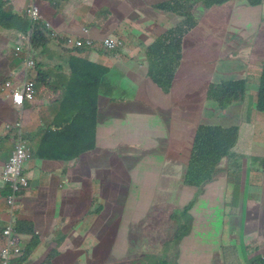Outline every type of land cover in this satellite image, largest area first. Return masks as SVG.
Segmentation results:
<instances>
[{
	"label": "rangeland",
	"instance_id": "1",
	"mask_svg": "<svg viewBox=\"0 0 264 264\" xmlns=\"http://www.w3.org/2000/svg\"><path fill=\"white\" fill-rule=\"evenodd\" d=\"M12 1L16 13L18 12L20 14H25L26 5L22 7V1ZM123 1L126 2L123 4L124 6L122 5L121 0L114 2V6H116V14L118 16L115 19V26L118 24L116 31L128 23H130L131 31V21H137L141 19L138 14L142 17L154 19L156 21V25L152 26L151 33L146 29L145 26L139 25V29H136L137 33L133 41L138 45H133L135 49H131V56L130 51L124 48L125 41L119 40L115 41L112 47H100V45L97 44L94 50L97 51L98 55L93 54L92 58L94 61H100V58L107 61L111 60L114 62V65L117 67V69L124 70L127 66L131 68V82L124 84L123 87L131 89V98H142L144 105L142 102H139V104L146 106L144 109L137 110L134 114L132 112L136 109H131V112L129 111L131 113L132 122L137 124L142 122L146 127H149L150 123H158V125L154 124L151 127L153 135H157L161 141H164L166 138L170 142H167L164 146L157 145L155 153L149 155L144 161L139 162L138 157L132 162L131 159H129L127 163H125L123 160L122 166L117 170L122 172L116 177L123 183L126 190L120 193V197L110 199L108 202H104L103 208L104 212L112 213L114 215V220L116 218L117 230L115 231V234L116 236L122 235L120 238L121 240L124 239L123 234H129L131 236V230L138 232V230H135V224L141 219H146L145 223L150 222V219H152V222L156 223L164 222V227L162 228L163 230H161L159 226L152 225V231L150 232L149 237L151 239L156 238L159 242V246L161 247V244L166 241L164 229H166L167 232H172V227L174 224L186 226L185 220L187 218L190 221L189 227L192 225V217L187 213V211L190 210L195 204L186 211L187 216L183 217H181V215H173L170 217L167 215L169 212H167L165 215L160 214L159 212L157 214L151 215L150 210L151 208H154L158 211L162 208H165L168 211L179 209L180 206L177 204L174 198L175 193L178 191L177 186L180 184L182 185L181 190H183L184 197L189 201L187 204H185V206H187L193 199V188L184 183V177L191 155L193 139L198 131L196 126L199 123H207L229 128L239 125L240 122L241 105L234 103L235 108L233 107L227 112H222V110L218 108L216 102L210 101V105H205V88H207L208 85L212 86L213 83L214 85L219 84L220 82L226 81V79L232 78L234 76L236 78L246 80V83L248 84V98L254 97V99H256V87L258 84L256 81L259 79L261 71L260 64L264 59V1L256 7L247 5L244 2L245 0H233L221 6H212L210 8H205L203 6L204 4L201 2H196L195 4L191 5L187 11L188 15L193 13L198 21L194 23L195 28L191 33V37H184L183 41L181 42L179 56L182 58V63L180 69L183 68L184 72L179 69V71L176 73L174 81H171L165 85L167 88L171 87V94L169 97V92H167L166 89H163L162 86L158 87V83L154 82V78L151 79L152 73H150V76L146 75L149 65L148 67L140 68V65L135 63L138 62L135 59L140 58L141 56L140 53L136 51H140L138 49L144 50L148 44L156 43L159 39H161L162 36L166 34L167 30H169L162 28L163 26H170L166 22L167 20L172 22L171 16H174V18L181 21L186 20L188 16L185 17L180 14L177 16L168 12H165V15L164 13L156 11L157 9L155 10V5H145V2L147 1L151 3H158L168 0H137L140 4L139 6L132 4L135 0ZM49 3H46L43 0L40 1L41 11L45 16V19L50 22L53 20V18L55 19L53 22H51V26L49 27V30L54 33L52 36L59 37L61 35L70 38L74 42L70 45V47H73L76 38L71 34H67L65 30H62L61 24L72 25L73 23L71 18L80 15L83 17L84 23H86L83 25V27H86L87 23H93L90 28H86L90 29L86 37V41H90L95 45L96 43L102 41L103 35L101 37L95 35V31L98 29V26L96 23H94L97 21L96 18L100 17L101 15L97 14L95 17L93 16L94 13L98 12V10H89L90 0H51V3ZM106 10L108 9L106 8ZM69 15H72V17L68 18ZM89 18L94 19V22H91ZM102 21L105 26L109 27V31L105 30V33L111 34L113 29L110 21L108 22L104 18ZM75 22L76 21L74 20V23ZM92 31L95 33H92ZM116 31H114V34H116ZM118 34L120 39H124L125 36L130 33L128 32V34H126L123 31ZM10 37L14 38V41L16 42L8 40L9 46L7 52H9L10 55H13L12 59L16 62H18V58L22 59L23 64L20 66H22L24 71V53L19 52L20 56H15L13 52L17 42L21 43L23 41L24 34L18 33L17 31H12ZM47 50L49 52H53L55 50L56 52L61 53L62 46H60L58 43H53L52 46ZM100 50L102 51L100 52ZM128 54L131 57L129 60ZM62 56L65 58L66 54L63 53ZM41 60H46L51 65H54L60 61V58L57 55L53 58L43 56L41 57ZM65 61H68V58H66ZM88 68L89 67H86L85 70ZM219 68L223 69L217 71L215 74V71ZM42 70L47 73V76H54V78L56 73L59 72L56 68L54 70L50 68H43ZM65 70L67 75L65 76L66 80L63 85H68L71 81H73V73L68 69ZM152 70L156 72L157 68L152 67L151 72ZM77 76H81V74L77 73ZM34 77L36 78V75H31L29 78L34 79ZM119 81L120 79L118 77L116 82ZM191 83L194 84L195 95L191 94ZM154 89L156 90V95H151L153 94ZM35 90V99L29 101L26 105L27 110H30L28 106H31V109L36 111L31 117V122L34 124L33 129L37 127L36 124L38 122L41 125H45L46 128L52 129L53 125L49 124L51 121L50 118L62 112L61 98L58 94L55 96L51 89L39 83L36 84ZM101 90L105 93L103 88ZM196 90H198V92H196ZM62 93L65 95V92L62 91ZM6 95L7 94L5 92L0 90V113L3 112L1 110L2 101L4 99L8 101ZM57 98V108L55 111H51V106L56 104L57 101L55 100H57ZM110 99L106 97L105 101L108 100L109 102ZM108 102L106 103L107 105ZM130 103L135 104V102L132 101ZM101 104L104 106L102 102ZM164 104H169V106L164 109L162 107ZM151 105L156 106L157 108L151 109ZM121 106L123 109H125L130 105ZM7 110L8 108L6 107L4 111ZM151 111H153V114L148 116L147 112ZM68 116L71 117L69 114ZM141 117L144 118L140 119ZM42 120H44V123H41ZM22 121V118L18 119L19 123ZM250 124L252 125L253 131L247 126ZM40 128L42 127L40 126ZM6 130L7 129H5V132H7ZM27 130V128L22 129L25 135H27ZM103 130L104 128L101 129V132H103ZM171 130L174 132H170ZM37 131L41 132L39 128H37ZM245 131L246 133L243 132L244 135L240 136L238 141L239 152L235 153V155L229 159L227 157L221 158L216 164L215 169L217 170V173L214 176L215 178L219 176L224 177L229 172V169L233 166L237 168L242 167V169H245L250 163H252L259 168V161L251 162L248 160V158L251 156H256L259 157V159L264 160V115L256 113L252 120L245 125ZM171 136H186V142H175V139L172 140ZM26 138L28 137L26 136ZM175 138L178 140V137ZM15 140V136L13 137L12 135L9 139H3V137L0 139V159L4 160L8 153L12 151L15 145ZM170 148L173 149H171L170 152H166ZM175 148L178 150L177 155ZM9 162L10 160H8L0 169V185H3V187L8 189V194L6 196V208L3 211H0V230L5 231V229L11 227L13 232L21 240L23 254L20 256H13L12 259L13 264H16V261L22 259L21 257L25 255L26 251V242L23 239L24 236H22L16 228L17 222H22L18 220V209L20 202L22 201V196L29 191L21 190L19 185L16 186L13 198L16 202H18V204H15V211L11 214L8 211L7 206V198L12 194L13 190L11 185L12 183L9 182V178L17 172V167L15 165L6 167ZM94 163L96 165L105 167L101 160H98L95 157ZM119 163V161H115V165ZM165 163L167 164V168L164 172L159 170L150 171L151 169L155 168H163ZM28 164L29 163L25 165V168H27ZM124 165L130 167L125 169ZM144 169L148 170V174L143 178L141 177V174L144 172ZM5 170L8 174L3 176ZM55 178L56 179H54V182H61V178ZM142 179L146 186V195L143 200L138 197L137 193V190L142 183ZM24 180L25 183H22L21 181L18 182L25 186L29 183V181L26 176L24 177ZM37 181L41 182V187L38 190L46 189V184L49 181V177L47 175L39 176ZM256 183L260 182L256 181ZM213 185L214 184L212 181L207 182L202 186V189L205 190L209 186ZM63 186L64 184L61 182L58 187L62 188ZM15 192L19 196L18 198L14 197ZM148 194L150 197L149 201H151V208L149 211L146 206ZM180 208V210H183L182 207ZM118 212L119 214L115 215V213ZM239 216L240 215L237 211L234 215H232V219L236 221L239 219ZM226 220L227 222L229 221L227 218ZM124 244L129 245V247H127L125 250H120L121 255L118 258H115L118 262L117 264H143L145 261V256L149 253V249L139 245L135 247L131 246V244L136 245L134 241L132 243L129 241ZM4 246L5 241H3L2 245L0 243V251L3 248L4 250L9 248L8 246ZM168 252L169 248L164 246V253H161L162 258H158V255L151 256L148 257L146 263L157 264V261H162L163 256L167 261H171L173 257L166 256ZM95 256L96 255L93 257L95 258ZM93 257H90V260H87L86 262L89 261V264H92L94 260ZM72 264L86 263L84 259H79L74 260Z\"/></svg>",
	"mask_w": 264,
	"mask_h": 264
},
{
	"label": "crops",
	"instance_id": "2",
	"mask_svg": "<svg viewBox=\"0 0 264 264\" xmlns=\"http://www.w3.org/2000/svg\"><path fill=\"white\" fill-rule=\"evenodd\" d=\"M16 1H22V7L25 5L27 7L30 0ZM93 2L94 0H90L89 8L93 5ZM95 4L98 3L95 2ZM132 4L135 6L140 5L137 0ZM101 5H104V0H101ZM112 16L114 17V15ZM54 20L53 18L51 22ZM47 22L51 23L50 21ZM82 22L83 20L73 19L72 25L61 24V29L74 36L83 35L81 25L76 24ZM95 32L98 37L103 35L98 29ZM95 32L92 31V33ZM8 40V37L0 36V85L8 80V77H11L12 74H17L18 71L22 70V67L18 66V63L12 59L13 55L7 52ZM65 54L63 64L56 66L59 72L56 73L55 78L54 76H47L50 80L43 86L49 88V86L55 85L56 88H62L67 75L65 69L73 73V82L76 86H79L81 76H77L79 70L75 71L74 67H77L78 62L85 58L87 54L84 51L78 54L76 52H65ZM93 54L98 55L97 51L94 50L84 66L97 67L100 71L117 68L111 60L107 61L99 57L100 61H94ZM66 58H68V61H65ZM19 79L20 77L17 81ZM122 84L124 85V83ZM123 85L119 91L122 98L126 99L127 95L131 98V89H124L126 87H123ZM0 89L3 91L2 88ZM115 90L104 93L98 89V91H89V95L80 93V96L75 99L76 104H83L82 97L85 99L98 97V118L100 120L97 126L98 141L87 158L83 155L80 157L77 155L80 148L78 145L75 144L70 148L67 142L50 134L48 129L42 130V128H46L45 125L38 122L37 127L33 129L34 124L31 122V117L36 111L31 109V106H28L30 110L25 108L20 116L16 111H13V107L6 104V99L2 101L1 110L3 112L0 113V135L3 136L5 132L3 127L5 123H14L16 119L22 117L28 129L27 135L23 132L24 139L28 147L34 151V157L32 155V159L25 170L29 181V187L25 186V188L29 192L21 198L18 220L30 221L34 224L40 243L32 254L26 252L24 258H19L20 260H17L16 264H48L47 259L51 253L55 254L51 264H72L74 260L79 259H84L85 263L89 264V261H86L94 255L96 256L93 257L92 264H117L115 258L121 255L120 250L129 247V245L124 244L129 241L131 243L134 241L136 244H131V246L139 245L149 249L143 264H147L148 257L160 256L161 253H164V246L169 248L166 256L173 257L171 262L174 261V264H264V173L257 174V176L243 175V181L239 176L237 179L241 185L236 187L227 175L214 178L212 181L214 185L205 189L198 197L195 205L190 210H186L192 217V225L187 230L183 228L180 233L177 232L179 227L175 224L172 227V232H167L164 229L166 241L161 244V247L156 238L151 239L149 237L152 225L159 226L163 230L164 222L156 223L152 222V219L147 223H145L146 219L139 220L135 224V230H138V232L131 230V236L123 234V240L120 239L122 235L116 236L117 220L116 218L114 220L112 213L104 212L103 204L110 199L120 197V193L126 190L123 183L116 177L122 171L117 170L122 166L123 160L127 163L129 159L132 162L138 157L139 162L144 161L149 155L155 153L157 145L164 146L170 141L166 138L161 141L157 135H153L151 127L154 124L158 125V123H150L149 127H146L142 122H139V124L132 122L129 111L136 109L132 112L134 114L137 110L146 107L143 106L142 98H131L126 103H108L107 105L108 100L105 101V98L110 99L114 96V94H111ZM155 91L154 89L151 95H156ZM56 94L63 101L64 94L61 95L60 92ZM56 94L55 96H57ZM56 101V104L51 106V111L56 110L58 98ZM131 101L135 104L130 103ZM139 102H142L143 105H140ZM121 105L130 106L123 109ZM168 106L169 104H164L162 107L165 109ZM6 107L8 110L4 111ZM153 108L157 107L151 105V109ZM152 114L153 111L147 112L148 116ZM75 115L80 116V113L75 112ZM61 116L69 117L67 113L62 111L50 118V124L55 123ZM103 118L107 119L111 127L121 125L123 129L120 132L123 138L128 141L131 140V144L122 145L119 140L107 135L108 132L102 133L101 121ZM41 123H44V120ZM37 128L41 132L37 131ZM170 132L174 131L171 130ZM65 136L70 137L68 132L65 133ZM175 137H178V140ZM171 139H175V142L178 141L179 143L186 142V136H171ZM70 141H74L73 137L70 138ZM13 149L4 160L0 159V169L9 160ZM171 149L173 148L168 149L166 152H170ZM66 154H68V157H66L68 159H62ZM177 154L178 150L176 149ZM49 157L52 160H44ZM94 157L101 160L105 167L96 165ZM250 159H256V156H251ZM115 161L120 163L115 165ZM251 166L249 164L245 169L252 172ZM124 167L128 169L130 166L124 165ZM166 168L167 164L165 163L163 168H155L150 171L159 170L164 172ZM147 174L148 170L144 169L141 177L144 178ZM43 175H47L49 181L46 184V189L38 190L41 187V182L37 180L39 176ZM55 177L61 178V182L64 184L62 188L58 187L61 182H54ZM256 181L260 183H256ZM181 186V184L177 186L178 191L175 193L174 200L183 209L189 201L184 197ZM193 191L195 196L196 188H193ZM137 193L141 200L145 198L146 186L143 179ZM7 194L8 189L0 185V211L6 208ZM149 199L148 194L146 200L148 211L151 208ZM180 207L179 209H181ZM237 211L240 216L238 220L234 221L232 215ZM158 212L163 215L169 212L168 216L173 214L172 210L168 211L165 208L159 211L150 210L151 215ZM118 214L119 212L115 213V215ZM226 218L229 220L228 222ZM181 235L182 237L177 240ZM23 239L27 248L29 239L27 237H23ZM170 242L174 244L172 245Z\"/></svg>",
	"mask_w": 264,
	"mask_h": 264
},
{
	"label": "trees",
	"instance_id": "3",
	"mask_svg": "<svg viewBox=\"0 0 264 264\" xmlns=\"http://www.w3.org/2000/svg\"><path fill=\"white\" fill-rule=\"evenodd\" d=\"M48 1V0H44ZM64 1V0H63ZM105 1V0H104ZM123 0H121L122 2ZM233 0H168L165 2H158V3H151V2H145V5H155V10H161V11H173L174 13H179L183 16H188V9L190 8V4H195L196 2L203 3L205 8H210L212 6H221L223 4H226ZM97 2L98 4H95ZM247 5L251 7H256L261 4L262 0H245L244 1ZM101 0H94L93 5L89 8L90 10L100 9L101 7ZM80 16V15H79ZM179 16V15H178ZM72 15H69L68 18H71ZM73 19H80L78 18H71ZM70 20V21H71ZM32 22H34L32 24ZM79 24V23H76ZM134 25V24H133ZM133 25L131 26V29L133 28ZM48 22L46 19H37L33 20L31 17L25 14L16 13L15 7L12 0H0V36H6L9 40L12 42L14 41V38H11V32L17 31L18 33L22 34H32V46L35 51V55H39L44 53L48 48L52 46L54 41L60 40L62 44L67 39H62L61 36H52L54 33H52L48 29ZM116 31V30H115ZM125 32L128 34L130 33V23L124 25L122 28H119L116 31V34L112 32L114 36H119L118 33ZM174 38L176 39L174 41ZM173 33H169L165 38L159 39L160 43V55L163 59V57L166 58L165 64H172V59H179L180 55V39H177V36H174ZM129 39V37H127ZM53 42V43H52ZM97 44L100 45V47L104 46V41L102 40L99 43H96L93 47L86 44L87 47H83L81 49L77 50H83L87 56L83 59H81L78 62V66L74 67V70H79V73L81 74V80L78 83L79 86H76L73 81H71L68 85H63L62 88H56V86H49L52 92L54 94L60 92L62 95V91L65 92L64 99L61 101V109L63 113L69 114L71 117H59L58 120L53 123V128H42L43 130L48 129V132L52 135L57 136L60 140H63L67 142L68 146L72 148L75 144L78 145L80 148L77 151V155L85 156L89 153L90 150L94 149L96 146L95 143V137L97 136V126L99 124V118H98V97L95 96L94 98H88L85 99L82 97L83 104H76L75 99L80 96V93H86V95H89V91H98V89H104L105 93H109L110 91L115 90L111 95L114 94V96L111 97L109 100V104H119V103H126L129 99V96L127 95L126 99H123L121 96V92L119 91L122 89V83L128 84L131 82V74L129 72L131 71V68L127 66L124 70L121 69H110V70H99L97 67H90L87 70L86 66H84V63L89 58V55L94 52L95 47ZM133 45H138L136 42H132ZM91 48V49H90ZM128 49H131V46L128 45ZM96 51V50H95ZM102 50H100L101 52ZM158 54L152 53L149 54V57L153 56H160ZM18 66L22 65V59L18 58ZM261 71L260 76L257 84V94L256 99L248 98L245 94V84L246 80H241L239 82H231L222 85L221 83L210 86V90L216 91L220 89V92H212L209 93V95L205 98V105L209 104L210 101L216 102L219 109L222 110V112H227L228 110L232 109L234 106V103H238L241 105L240 111V122L239 125H235L229 128H223L219 125H205L201 124L199 125L198 131L193 139L192 144V150L189 162L186 167V173H185V179L184 183L186 185L191 186V188H196V194L191 200V202L183 208V210L174 209L173 214L170 215H181L187 216L186 210L191 208L192 205H194L198 199V197L203 193L202 189L203 185L207 182H211L214 180V176L217 173V170L215 169L216 164L219 162L221 157L226 156L228 159L231 158L235 153L239 152V146L238 141L240 136L244 135L246 133L245 131V125L249 123L254 115L256 113H260L264 115V59L261 62ZM22 67V66H20ZM160 68L163 66H159ZM40 65H38V68L36 70L39 71L38 75L37 72L34 69L27 68L25 66V69L23 71L20 70L17 72L18 76L20 78H27L31 75H36V83H39L41 85H44L47 83L50 79L47 77L45 73L39 70ZM163 69L167 70L165 67ZM167 72H170V70H167ZM85 74V78H84ZM119 77L120 81L116 82L117 78ZM163 72L161 71V74L154 78V81L156 83H161L163 80ZM123 81V82H122ZM169 83V82H168ZM167 83V84H168ZM166 82L163 83L162 87L163 89H166L167 92L170 91V88H167L165 85H167ZM127 90H130L128 88H124ZM96 93V92H95ZM119 93V94H118ZM56 101V100H55ZM28 103H26L27 105ZM25 105V108H26ZM210 105V104H209ZM75 112L80 113V116L75 115ZM130 113V112H129ZM131 114V113H130ZM50 124V123H49ZM251 125V124H250ZM247 125L252 131V125ZM25 126V124H24ZM4 127V125H3ZM27 126L24 127L26 129ZM55 129V130H54ZM123 127L119 125L118 127H114V125L111 127L108 126V134L114 139H117L121 142L122 145L131 144V140H125L123 138V135L121 134L120 130H122ZM0 137L2 136L3 139H9L11 135L16 139L19 138V134H17L16 131L18 129L16 127H10L6 130ZM68 132L70 137L65 136V133ZM244 132V133H243ZM1 137V139H2ZM73 137L74 141H70V138ZM31 154L34 157V151L31 148ZM68 154L65 155L62 159H68ZM11 158V156H10ZM9 158V159H10ZM251 162L259 161V168L250 163L252 166V172L249 171V169H242L237 168L235 166L231 167L229 169V172L227 173V176L229 177V180L234 185V187L241 185L238 181V177L240 176L243 178V175L251 174V175H257L264 173V160L259 159V157H256V159H250ZM24 175V171L22 173V176ZM19 196L16 195V198ZM18 204V202H16ZM156 209L151 208V211H155ZM190 221L187 218L185 220V225H178V233H180L183 228L188 229ZM16 228L18 232L24 236L29 238V246L26 248V252L29 254H32L37 246L40 243L39 237L36 233V229L34 227V224L30 221H22L17 222ZM182 237L179 236L177 240H179ZM5 237L3 236V230H0V243L2 244L3 241H5ZM172 245L173 242H170ZM28 254V256H29ZM24 258V257H22ZM55 254H50L47 261L48 264L52 263V260H54ZM158 258H162V254L158 256ZM173 263L174 261H167L165 257L163 256L162 261H157V264H168Z\"/></svg>",
	"mask_w": 264,
	"mask_h": 264
},
{
	"label": "clouds",
	"instance_id": "4",
	"mask_svg": "<svg viewBox=\"0 0 264 264\" xmlns=\"http://www.w3.org/2000/svg\"><path fill=\"white\" fill-rule=\"evenodd\" d=\"M40 1H42V0H30L28 6L26 7V12L25 13H27V11H28V9H29L31 4L32 5L36 4L37 6H39L40 7V11H41ZM116 1H120V0H105L104 1V5L101 6L100 9H97L98 12L94 13V15H93L94 17L97 14L101 15L100 17L96 18L97 21L94 22V19H90V18L89 19L91 20V22L96 23V25L98 26V30H100L102 33H104L103 37H102V40L104 41V46L105 47H106L105 42H106L107 39H111V41L113 43L115 41L123 40V41H125V47L124 48L129 50L128 49V45H130L131 49L133 50L135 48H134L133 44H131V43L134 41L135 35L137 33L136 29H139V25L145 26L146 29L151 33L152 32V26L156 25V21L154 19L149 18V17L146 18V17H142V16L139 15V17H141V19H139L137 21H133V20L131 21V26L134 24L133 28L131 29L130 34L126 35L124 39H120L119 36H114L112 34V32H111V34L105 33L106 29H107V31H109V27L105 26V24L102 21L103 18L106 19L108 22L110 21V23L112 24L113 32L116 30V28L118 26V24H116V26H115V22H116L115 19H116V17H118L117 14H116V10H115L116 6H114V2H116ZM263 1L264 0H262V2ZM44 2H46V3L50 2L51 3V0L44 1ZM121 3L125 4L126 2L122 1ZM192 4H190V7H191ZM106 8L108 10H106ZM95 10H93V11H95ZM156 11H159V12L164 13V14H165V12H168V13H171L172 15H177V16L179 15V13H174L173 11H161V10H156ZM27 15H28V13H27ZM112 15H114V17ZM78 17H80L79 20H83L82 16H79V15L74 16V18H78ZM185 17H187V16H185ZM32 19L33 20H37V19H34V18H32ZM38 19H45V16L42 14V11H41V17L38 18ZM171 20H172V22L169 21V20L166 22V23H168L170 25L169 27L163 26L162 29H169V30H167L166 34L163 35L162 38H165L169 33H173V38H174V36H177V39H180V48H181V42L183 41L184 37H187V38L191 37V33L193 32V30L195 28L194 23L197 22L198 19L194 16L193 13L192 14L190 13L188 15L187 19L184 20V21L177 20L176 18H174V16L173 17L171 16ZM137 22H139V23H137ZM33 23L34 22H32V24ZM48 24H49V26H48V29H49V27L51 26V23H48ZM79 24L81 25V29L83 31L82 32L83 35H79V36L72 35V36H74L76 38V41L80 40V41L83 42V45H81V46H78L76 41H75L74 46L70 47V45L74 43L73 40H71L70 38H68L66 36H61L60 35L62 39H64V38L67 39L65 42H63L64 44H62L60 40L54 41V43H58L60 46H62V52L61 53H58L55 50L53 52H49L48 50H46L42 54L35 55V51H34L33 46H32V43H33L32 42V34H27V35L24 34L23 41L21 43L17 42V44L14 47V50H13L14 55L15 56H20L19 52H23L24 55H25V58H24L25 66L27 68H30V69H34L35 68V71L37 72V75L39 73V71L36 70V68H38V65H40L39 70L42 71L43 73H45V71L42 70L43 68L44 69L50 68V69L54 70L56 68V66H60V65L63 64V62H64V57L62 56L63 53H65V52L75 53L76 52L78 54L80 52H83V50H77V49H81L83 47H87L86 46V37H87L88 32L90 31V29H86V28H90L93 23L92 24L87 23L86 27H83V25L86 24V23H84V21L82 23H79ZM101 26H102V28L99 29V27H101ZM87 30H88V32H86ZM127 37H129V39H127ZM175 40L176 39L174 38V41ZM94 45L95 44H92L91 47H93ZM131 49L129 50L130 51V56H131ZM138 50H140V51H136V52H139L141 56H140V58L135 59L136 61H138V62H135V63L140 65V68L148 67V65H149V68H147V71H146V75L147 76H150V73H152V75H151V79H152V78L158 77L161 74V71L163 72L164 77H163L162 82L158 83V87L162 86L163 83H165V82L167 84L168 82L174 81V79L176 77V73H177V71H179L181 63H182V58L180 56H179V59H172V62H173L172 64H165L166 58L163 57V59H162V57L160 55V43H159V41H157L156 43L148 44L144 50L143 49H138ZM132 52H135V51H132ZM152 53L158 54L160 56L149 57V54H152ZM120 54H122V53H120ZM56 55L59 56L60 61L58 63L54 64V65H51L46 60L45 61L41 60V57H43V56H48L49 58H53ZM130 56L128 54V60L131 59ZM126 58H127V56H126ZM159 66L165 67L167 70H170V72H167V70L163 69V67L160 68ZM152 67H156L157 71L155 72L154 70H152V72H151V68ZM221 69H223V68L217 69L215 71V74H216L217 71H219ZM180 70H182L184 72L183 68H181ZM135 72H136V70H135ZM212 73H213V70H212ZM45 74H47V73H45ZM129 74H131V71L129 72ZM18 78H19L18 74H12L11 77H8V80H6L4 83H2L0 85V88H2L3 91L7 94L6 98H8V101L6 103L8 105H10L11 107H13L15 109V110L13 109V111H16L21 116L22 113L24 112L25 105L28 102L25 101V99H22L21 102H19V103L15 102L14 99H13V97H14V92L13 91L15 90V88H17L18 86L22 85V83L25 82V81L33 82L35 84V88H36V84L37 83H36V79H31L29 77L20 78L19 81H17ZM241 80H244V79H239V78H236V77L233 76L232 78L226 79V81H223V82H220V83L222 85H224V84L229 83V81H231V82H236V81L239 82ZM8 82L12 83V85H13L12 88L7 86ZM256 82H258V81H256ZM247 88H248V84L246 83L245 84V94H246V96H248ZM256 89H257V87H256ZM196 92H198V90H196ZM212 92H214V93L220 92V89H218L216 91H212V90H210V86L208 85L207 88H205V98L209 95V93H212ZM170 94H171V87H170V91H169V95L168 96H170ZM191 94H194V84L193 83H191ZM252 98L254 99V97H252ZM20 118H22V117H20ZM20 118H18V119H20ZM18 119H16L14 123H5L4 124V129H8L10 127H16L18 129V127H17V124L19 123ZM20 124H22V129H23L24 128V122L22 121ZM201 124L211 125V124H207V123H199L196 126V128L199 125H201ZM213 125H215V124H213ZM108 126H109V122L105 118H103L102 121H101V129L104 128L102 133H107ZM17 132L19 134V131H17ZM21 132H22L21 139H22L23 143H25V145H26L27 152L30 154V157H31L30 160H31L32 159L31 150L28 147L26 140L24 139L23 131H21ZM17 140L18 139H16L15 141L17 142ZM97 141H98V137L96 136L95 137V143ZM14 149H15V147H14ZM14 149H13L11 157L14 154V151H15ZM92 150H90L89 153H91ZM88 154L85 155L86 158H87ZM224 157H226V156H223L221 158H224ZM44 160H52V158L49 157V158L44 159ZM25 170H26V168H25ZM25 170H24L23 178L26 176ZM18 185L21 187V190H26L29 187V183L27 185H25V186H27V188H25V186L23 184H21V183H18ZM3 234H4V231H3Z\"/></svg>",
	"mask_w": 264,
	"mask_h": 264
},
{
	"label": "built area",
	"instance_id": "5",
	"mask_svg": "<svg viewBox=\"0 0 264 264\" xmlns=\"http://www.w3.org/2000/svg\"><path fill=\"white\" fill-rule=\"evenodd\" d=\"M28 15L31 18L38 19L41 17V11L40 7L37 6L36 4H31L28 11ZM88 32V30L86 31ZM78 46L83 45V42L80 40L76 41ZM91 45L92 42L86 41V44ZM105 45L107 47H112L113 42L111 39H107L105 42ZM92 46V45H91ZM8 87H13L11 82H8L7 84ZM14 92V101L15 102H21L22 99H25V101L29 102L35 99L36 96V90H35V84L31 81H25L22 83V85L18 86L15 88ZM18 131H19V138L16 142L15 146V151L13 156L10 159L9 164L6 166L10 165H15L17 167V172L13 174L12 177L9 178V182L12 183V194L7 198V206H8V211L12 214L15 211V204L16 201L13 198L14 190L16 189V186L18 185V181H21L22 183H25L24 178L22 176L23 171L25 170V165L29 163L30 161V154L27 152V148L25 143H23L21 137H22V124L18 123L17 124ZM8 173L6 170L4 171V175H7ZM21 183V184H22ZM16 192L14 197L16 198ZM3 236L6 238L5 239V246H8L9 248L4 250V248L0 251V264H13L12 259L13 256H20L23 254V249L21 246V240L20 238L13 232V229L9 227L8 229H5ZM4 246V247H5Z\"/></svg>",
	"mask_w": 264,
	"mask_h": 264
}]
</instances>
